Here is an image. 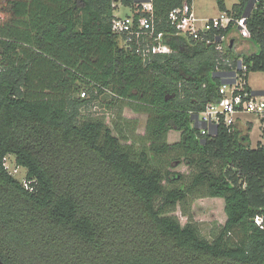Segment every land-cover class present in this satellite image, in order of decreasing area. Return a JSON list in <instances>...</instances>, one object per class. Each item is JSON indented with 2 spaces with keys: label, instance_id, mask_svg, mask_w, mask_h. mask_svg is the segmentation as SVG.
<instances>
[{
  "label": "trees",
  "instance_id": "1",
  "mask_svg": "<svg viewBox=\"0 0 264 264\" xmlns=\"http://www.w3.org/2000/svg\"><path fill=\"white\" fill-rule=\"evenodd\" d=\"M119 1L137 20L148 14L142 3L151 1L157 31L172 51L145 58L122 46L113 29L115 0H0L1 258L5 264H264V142L253 148L251 126L243 132L224 122L216 133H203L199 120L220 100L224 76L241 58L247 83L251 71H264L263 2L228 7L217 0L237 17L252 10L246 28L231 23L207 43L176 35L169 18L193 0ZM235 29L257 51L237 55L235 43L219 50L217 37ZM107 95L112 107L130 100L149 112L141 151L103 117H85ZM172 129L181 131L176 143L166 141ZM175 149L196 169L190 183L153 165ZM9 154L28 169L25 182L8 170ZM168 176L181 183L168 188ZM195 193L225 201L226 222L212 239L169 214Z\"/></svg>",
  "mask_w": 264,
  "mask_h": 264
},
{
  "label": "rangeland",
  "instance_id": "2",
  "mask_svg": "<svg viewBox=\"0 0 264 264\" xmlns=\"http://www.w3.org/2000/svg\"><path fill=\"white\" fill-rule=\"evenodd\" d=\"M117 1L116 13L120 16L132 14V9L124 6ZM238 0H226L228 6L232 7ZM194 10L198 16L210 18L221 12L217 0H194ZM238 37L235 42L234 51L237 55L249 54L257 51L255 43L247 38L238 30L233 31ZM248 84L254 89H264V71H251L249 73ZM83 95V94H82ZM87 96V95H86ZM112 100L111 95L102 96L98 101L94 102L84 113L85 117L92 116L101 118L113 129L114 134L119 135L123 142L135 143L138 151L144 147L147 122L149 112L141 108L137 103L130 100L117 101L114 106H110ZM238 126L243 132H247L254 123L251 132V146L257 147L259 141L264 142V121L262 117L253 113L241 112ZM128 136L127 137H125ZM181 140V131L172 129L167 137L168 143H176ZM149 144V143H148ZM153 165L159 167L167 175V171L172 173H181L184 180L190 183L195 174L196 169L186 163L180 149L170 150L164 154L158 155L152 160ZM6 165L12 175L21 180L26 181L28 169L17 163L16 155L9 154L6 159ZM171 176V175H170ZM178 175H172L174 178ZM165 185L170 188L181 183L180 180L174 181L168 176L164 180ZM169 214L175 215L182 224L192 221L198 225L202 235L208 239H212L214 233H218L219 229L225 224L227 215L225 212V201L222 197H211L204 194H191L183 202H179L173 211Z\"/></svg>",
  "mask_w": 264,
  "mask_h": 264
},
{
  "label": "built area",
  "instance_id": "3",
  "mask_svg": "<svg viewBox=\"0 0 264 264\" xmlns=\"http://www.w3.org/2000/svg\"><path fill=\"white\" fill-rule=\"evenodd\" d=\"M257 2L264 4V0H255L253 7ZM114 4L117 5L116 0ZM142 10L147 11L148 14L142 15L138 20L134 14L125 16L116 14L113 29L119 35L121 45L135 48L136 52L145 58L150 54L171 52L172 48L167 42L165 32L157 31L152 2H143ZM247 17V13L237 17L234 13L222 10L210 18L200 17L189 2L174 8L169 14L170 21L176 26V35L196 41L206 40L207 43L215 41L210 37V33L226 28L231 23H236L238 28H246ZM235 36L233 32L218 36V49L226 50ZM230 65L233 66V63L231 62ZM247 69V64L241 58L238 66H233L231 72L225 74V82L220 88L222 97L219 101L209 104L207 109L199 114V120L203 125L205 124L203 133L215 131L222 122L226 125H236L238 114L241 112L253 113L264 119V89H259V93H256V90L249 87L240 71ZM82 94V96L86 95L85 92ZM262 221V217H256L257 223L261 224Z\"/></svg>",
  "mask_w": 264,
  "mask_h": 264
},
{
  "label": "water",
  "instance_id": "4",
  "mask_svg": "<svg viewBox=\"0 0 264 264\" xmlns=\"http://www.w3.org/2000/svg\"><path fill=\"white\" fill-rule=\"evenodd\" d=\"M254 1H255V0H254ZM251 10H252V8L249 9V10L246 12L247 15H250ZM234 43H235V39H232L231 44H230V47H233ZM256 93H259V91L256 90ZM204 126H205V124H204ZM217 131H218V126L216 127L214 133H216ZM0 264H5V262L3 261V259L1 258V256H0Z\"/></svg>",
  "mask_w": 264,
  "mask_h": 264
},
{
  "label": "crops",
  "instance_id": "5",
  "mask_svg": "<svg viewBox=\"0 0 264 264\" xmlns=\"http://www.w3.org/2000/svg\"><path fill=\"white\" fill-rule=\"evenodd\" d=\"M193 7H194V0H193ZM228 7H230V6H228ZM117 14V13H116ZM133 14V13H132ZM200 17H202V16H200ZM259 90V89H258ZM239 119H240V117H239ZM239 119H238V122L237 123H239ZM251 122V127L253 128V125H254V123L252 122V121H250ZM236 126H238V124H236ZM239 127V126H238ZM250 136H251V132H250ZM251 140H252V138H251ZM252 142V141H251Z\"/></svg>",
  "mask_w": 264,
  "mask_h": 264
}]
</instances>
